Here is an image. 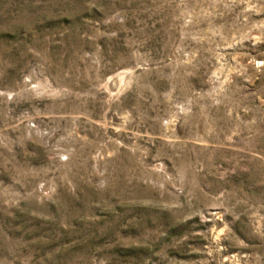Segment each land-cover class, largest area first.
Here are the masks:
<instances>
[{"label":"rangeland","instance_id":"374dc122","mask_svg":"<svg viewBox=\"0 0 264 264\" xmlns=\"http://www.w3.org/2000/svg\"><path fill=\"white\" fill-rule=\"evenodd\" d=\"M0 264H264V0H0Z\"/></svg>","mask_w":264,"mask_h":264}]
</instances>
